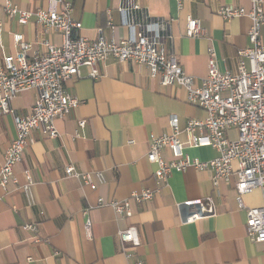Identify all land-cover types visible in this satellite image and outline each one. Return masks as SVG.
I'll use <instances>...</instances> for the list:
<instances>
[{
    "label": "crops",
    "instance_id": "crops-1",
    "mask_svg": "<svg viewBox=\"0 0 264 264\" xmlns=\"http://www.w3.org/2000/svg\"><path fill=\"white\" fill-rule=\"evenodd\" d=\"M19 9L34 12L47 7V0H8ZM72 4V16L82 23L79 35L95 40L102 30L108 41L129 35L119 12L121 0H65ZM153 20H169L173 41L169 46L187 74L198 82L208 72V51L213 48L222 73H236L239 51L250 48L251 21L237 18L225 21L218 11L225 6L249 7L246 0H134ZM0 0V63L2 57L18 49L13 34H22L30 44L29 58L44 55V43L60 46L62 35L36 24L32 19L22 26L9 19ZM188 17L201 21L206 36L186 37ZM112 22L109 27L108 23ZM264 42V28H262ZM82 78L66 85L69 94L81 101L80 107L55 126L58 139H47L40 130L32 133L33 145L14 169L18 184L0 187V264H264V243L252 242L246 233V211L236 202L235 184L220 183L214 190L212 175L196 169L174 172L168 185L152 201L133 205V216L124 219L107 203L129 199L132 194L157 187L156 166L148 162L151 137L172 133L171 118L185 129L189 121H204L206 113L188 105L186 92L177 86H162L143 66L109 60L101 66V78ZM37 93L27 91L11 102L15 115L27 116ZM86 121L85 129L79 123ZM14 114L0 113V169L4 153L16 138ZM236 138V132L228 134ZM184 153L207 162L217 153L209 147L192 148L186 134L179 136ZM172 159L168 148L162 152ZM68 166L81 173L100 172L105 183L96 191L74 178H67ZM34 186V204L29 205L19 189L26 173ZM212 197L216 213L192 224L184 222L185 212L178 204ZM247 208L264 206V191L244 197ZM91 222L89 235L85 224ZM26 224L38 231H24ZM135 228L139 246H129L133 259L121 250L119 233Z\"/></svg>",
    "mask_w": 264,
    "mask_h": 264
},
{
    "label": "built area",
    "instance_id": "built-area-1",
    "mask_svg": "<svg viewBox=\"0 0 264 264\" xmlns=\"http://www.w3.org/2000/svg\"><path fill=\"white\" fill-rule=\"evenodd\" d=\"M155 1V0H150ZM249 7L225 6L218 14L227 22L237 18H248L251 27L248 32L250 48L239 51L236 73H222L217 64L213 48L208 51V72L198 80L182 68L169 46L173 41L172 21L153 20L134 0H121L119 12L129 35L120 41H108L99 31L95 40L79 35L82 23L72 16V4L65 0H47V7L28 12L6 0L4 11L9 19H17L22 26L32 19L37 25L62 35L63 42L54 46L44 43L45 54L29 58L30 44L22 34H13L17 53L5 55L0 63V113L14 114L16 138L4 153V164L0 169V187L7 190L10 183L18 184L14 169L23 161L25 152L34 143L32 133L40 130L47 139H58L60 134L55 126L64 121L82 104L68 93L66 85L74 79L82 78V69H88V78H101V66L109 60L123 64L143 66L152 79H158L162 86H177L185 90L188 105L202 109L207 117L204 121H189L181 129L177 118H171L172 133L162 137H151L148 162L156 166L155 189H145L132 194L123 201L107 203L99 199V206H109L117 216L129 219L133 216V205H143L152 201L167 186L174 172L188 169L207 171L212 175L213 189L220 183L234 182L236 202L240 210L246 211L247 237L255 243H264V206L247 208L244 197L256 190L264 191V0H246ZM180 7L182 6L179 0ZM112 26V22L108 23ZM3 24L0 22V36ZM206 36L199 19L188 17L186 37L190 39ZM27 91H35L36 99L31 112L20 117L15 115L11 102ZM86 121L79 123L85 129ZM236 132L230 139L229 132ZM186 134L187 144L192 148L209 147L217 157L201 162L184 153L185 144L179 136ZM168 148L172 159L166 160L162 152ZM67 178H74L96 191L105 183L102 173H81L68 166ZM27 182L19 189L29 205L34 204L32 181L26 173ZM177 208L186 214L185 223L192 224L216 213L212 197L178 204ZM24 231L37 232V226L26 224ZM91 222L85 224L89 235ZM119 240L122 252L127 259H133L129 246H139L138 234L131 227L120 231ZM132 264H145L133 260Z\"/></svg>",
    "mask_w": 264,
    "mask_h": 264
}]
</instances>
